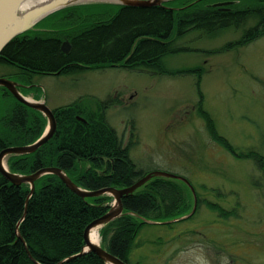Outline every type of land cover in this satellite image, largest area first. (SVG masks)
<instances>
[{
	"label": "trees",
	"instance_id": "obj_1",
	"mask_svg": "<svg viewBox=\"0 0 264 264\" xmlns=\"http://www.w3.org/2000/svg\"><path fill=\"white\" fill-rule=\"evenodd\" d=\"M221 1L232 4L225 10L213 6ZM247 22L253 25L230 47L264 36V0H168L153 7L73 5L39 22L42 31L29 30L17 36L0 54V63L16 68L15 76L30 88L36 84V75L59 71L70 74L79 65L121 67L166 76L183 73L172 72L166 65L169 57L183 50L177 43L183 36L194 32L200 37H216ZM64 39L71 40L68 55L60 51ZM24 90L29 88L20 91ZM84 102L81 99L53 110L57 123L53 137L34 153L11 155L7 159L9 172L29 175L44 167H57L77 186L91 191L129 187L148 174L137 168L128 147L110 126L106 111L111 100L97 103L95 111ZM198 114L215 142L237 159L255 161L264 171L261 153L238 150L217 132L207 112L200 109ZM45 128L46 119L40 112L20 103L0 86V152L33 144ZM187 181L197 198L193 214L172 222L191 213V187L179 179L153 177L122 199V216L100 229L101 247L132 264L135 240L149 225L145 220L172 230L190 222L204 206L218 218L238 221V204L226 210L202 198ZM29 193L27 184L12 185L0 174V264H35L33 260L58 264L76 256L84 248L86 227L108 212L112 201L107 195L82 198L55 175L39 178L28 199ZM216 196H220L218 191ZM17 225L21 239L16 234ZM62 264L106 263L89 252Z\"/></svg>",
	"mask_w": 264,
	"mask_h": 264
},
{
	"label": "rangeland",
	"instance_id": "obj_2",
	"mask_svg": "<svg viewBox=\"0 0 264 264\" xmlns=\"http://www.w3.org/2000/svg\"><path fill=\"white\" fill-rule=\"evenodd\" d=\"M92 3L106 2L75 5ZM252 25L216 37L183 36L177 42L183 50L166 61L169 70L183 73L162 76L107 66L36 75L34 87L21 93L51 110L82 99L95 111L97 103L110 99L106 118L137 168L184 177L202 198L226 210L238 204V221L218 218L202 206L194 219L172 230L147 223L135 240L132 264H264V171L215 142L198 114L207 112L238 150L264 157V36L230 47ZM13 70L0 64V76ZM10 156L4 159L7 169Z\"/></svg>",
	"mask_w": 264,
	"mask_h": 264
},
{
	"label": "water",
	"instance_id": "obj_3",
	"mask_svg": "<svg viewBox=\"0 0 264 264\" xmlns=\"http://www.w3.org/2000/svg\"><path fill=\"white\" fill-rule=\"evenodd\" d=\"M26 0H0V54L4 50V48L12 42L17 36L31 30L37 23H39L42 19L47 17L48 15L61 10L65 7L75 5L78 3H82L88 0H81V1H69L65 2L64 0H57L50 3L43 4L39 7H36L32 10H28L27 12L21 13V8L23 3ZM93 2H106L111 4H119L123 6L129 7H151L155 5H159L165 0H89ZM64 46H68V43L65 42ZM65 52L66 49L64 50ZM0 86L6 88L10 94L20 103L40 112L46 119H47V128L43 135L35 141L33 144L20 146V147H8L5 148L0 152V174L12 185L20 186L22 184H28L30 186V193L28 195V199L34 193L35 190V182L45 175H55L57 176L65 186L75 193L76 195L82 198H94L99 197L102 195H109L113 198L114 203L111 208L106 212L102 217L95 219L92 221L84 231V248L82 251L77 254L76 256L67 258L58 264L65 263L75 257H79L85 255L89 252L95 253L104 263L106 264H127L126 262L122 261L118 257L109 253L106 249L101 247L99 243H93L90 240V234L93 229H99L106 224L110 223L111 221L119 218L123 214V204L122 199L127 197L128 195L134 193L137 189L142 187L146 182H148L153 177H166L172 179H179L190 186L187 179L181 176H177L174 174H169L166 172L160 171H153L146 174L140 180L129 187H125L122 189H117L113 187H105L98 190H85L79 186H77L67 175L66 173L57 167H44L36 172L29 174V175H20L11 173L5 166L4 159L10 155H26L34 153L37 149L41 146L46 144L54 135L57 127V123L54 117L53 110L48 108L45 102L35 101L29 99L21 94L18 87L19 84L8 80L6 78H0ZM80 120L84 121L83 119L79 118ZM191 187V186H190ZM191 191L194 196V206L191 213L185 217L180 219H176L172 222L179 221L182 219L187 218L191 214L194 213L197 198L195 195L194 189L191 187ZM146 223L149 224H159L158 222L148 221L145 220ZM16 234L17 237L21 239V236L18 232V225L16 227ZM32 259V258H31ZM33 260V259H32ZM35 264H38L33 260Z\"/></svg>",
	"mask_w": 264,
	"mask_h": 264
},
{
	"label": "flooded vegetation",
	"instance_id": "obj_4",
	"mask_svg": "<svg viewBox=\"0 0 264 264\" xmlns=\"http://www.w3.org/2000/svg\"><path fill=\"white\" fill-rule=\"evenodd\" d=\"M168 0H165L164 2H162L161 4H159L158 6H161V5H163V3H165V2H167ZM232 4V1H221V2H216L215 4H213V6H215V7H218V8H220V9H223V10H225V8L228 6V5H231ZM115 5H119V4H115ZM121 6H123V5H121ZM155 6H157V5H155ZM151 7H153V6H151ZM166 8H168V9H171V8H169V7H166ZM64 9V8H63ZM59 11V10H58ZM38 24V23H37ZM36 24V25H37ZM35 25V26H36ZM65 42H67L68 43V46H64V43ZM66 49V51L67 52H65L64 50ZM71 49H72V44H71V40H67V39H64V40H61L60 41V51L64 54V55H68L69 53H70V51H71ZM0 64H2V63H0ZM80 66V68L78 69V70H74L73 72H71V73H75L76 71L78 72V71H86V70H89V69H96V68H93V67H90V66H87V65H79ZM10 68H12V69H14L13 71V73H11V74H4V75H1L0 76V78H6V79H8V80H11V81H14V82H16V83H18L19 84V87H18V89H19V91L20 90H22V89H24V88H26V87H29L30 85H24V84H22L21 82H20V78H18V76H15V74H16V72H18L17 70H16V68H14L13 66H9ZM65 69V68H64ZM63 70V69H62ZM63 74H66L65 72L64 73H61V71H59V72H56V73H44V74H42V75H56V76H60V75H63ZM21 92V91H20ZM22 93V92H21Z\"/></svg>",
	"mask_w": 264,
	"mask_h": 264
},
{
	"label": "bare ground",
	"instance_id": "obj_5",
	"mask_svg": "<svg viewBox=\"0 0 264 264\" xmlns=\"http://www.w3.org/2000/svg\"><path fill=\"white\" fill-rule=\"evenodd\" d=\"M53 1H57V0H26L23 3V5H22L20 14L21 13H24V12H27L28 10H32V9H34L36 7H39V6L43 5V4L53 2ZM64 1L65 2H69V1L75 2V1H81V0H64ZM90 240L93 243H99L100 237H99V234H98V230L97 229H93L91 231Z\"/></svg>",
	"mask_w": 264,
	"mask_h": 264
}]
</instances>
